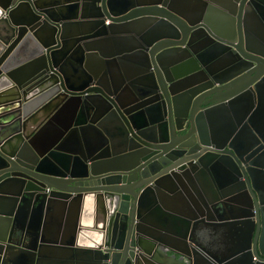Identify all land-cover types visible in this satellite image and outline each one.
I'll use <instances>...</instances> for the list:
<instances>
[{
  "label": "water",
  "instance_id": "water-1",
  "mask_svg": "<svg viewBox=\"0 0 264 264\" xmlns=\"http://www.w3.org/2000/svg\"><path fill=\"white\" fill-rule=\"evenodd\" d=\"M224 1L0 0V264H264V0Z\"/></svg>",
  "mask_w": 264,
  "mask_h": 264
},
{
  "label": "flooded vegetation",
  "instance_id": "flooded-vegetation-1",
  "mask_svg": "<svg viewBox=\"0 0 264 264\" xmlns=\"http://www.w3.org/2000/svg\"><path fill=\"white\" fill-rule=\"evenodd\" d=\"M134 1L136 2L137 0H134ZM202 1L206 6H212L221 11L229 13L228 10L225 7H223L225 3L224 0H202ZM239 4H240V8L242 9V14L244 15V20L252 27L251 37L254 41L253 48L264 52V29L260 27L259 25H256V26L253 25L254 22H253V14H252V11L254 10L257 13V16L263 20L262 24L264 25V7L258 4H257V7L256 6L254 7V4L248 3V2L242 3V4L241 2H239ZM179 33L181 36L182 34L181 31ZM196 35L201 37L202 34L198 32L196 33ZM208 44L209 42L205 38H202L200 41H198V44H193L191 47L193 49H198L201 46L208 45ZM119 69L121 73L123 74L122 68L120 66H119ZM124 71L127 75L131 74V70L128 67L124 68ZM237 240L238 238H236V236L227 237V234H225V237L223 238L222 237L218 239L214 238V241H212V243L209 246V250L214 255V257L221 258L222 256H225L226 254L230 253L231 250L234 249L233 245L237 244ZM253 261H256V260L254 259Z\"/></svg>",
  "mask_w": 264,
  "mask_h": 264
},
{
  "label": "crops",
  "instance_id": "crops-1",
  "mask_svg": "<svg viewBox=\"0 0 264 264\" xmlns=\"http://www.w3.org/2000/svg\"><path fill=\"white\" fill-rule=\"evenodd\" d=\"M173 203H174V202H173ZM174 208H175V207H174ZM175 209L178 210V211H180V212L183 211V210H182V207H180V208L178 207V208H175ZM59 216H60V211H55L54 214H53V218L56 219V218H58ZM54 222H55V220H54Z\"/></svg>",
  "mask_w": 264,
  "mask_h": 264
}]
</instances>
